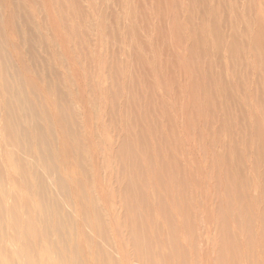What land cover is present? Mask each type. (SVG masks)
<instances>
[{
    "label": "bare ground",
    "instance_id": "6f19581e",
    "mask_svg": "<svg viewBox=\"0 0 264 264\" xmlns=\"http://www.w3.org/2000/svg\"><path fill=\"white\" fill-rule=\"evenodd\" d=\"M6 1L0 0V264H121L116 261L115 250L111 249L113 244H111L110 238L114 232V236L116 233L117 238L121 240L120 236H125V233L121 234L123 229H125L128 239L133 237V242L126 243L123 242V239L121 241L123 243L119 244L120 247L122 246L120 250L122 252L118 253L121 257L119 262H122V264H203L201 262L203 256L201 257L199 252H194L197 245H199L196 243L195 235H197L198 225H201L206 217L203 216L205 212L201 213V208L194 203L193 199L196 198L201 206L207 209H210L213 205L208 204V201L202 198L203 196L198 197L197 195L194 186L200 182L194 181L197 176L194 172L198 173L200 170L197 171V167H195L196 171L190 169L193 163L190 153L187 151L188 146L191 147V144H193L191 135L196 136L200 105L207 107L206 116L209 121L207 120L206 126L208 133L211 137L213 136L214 140H217L213 145L212 142L214 141L209 137L212 140V142L209 141L211 142L209 148L211 147V151L215 150V146L221 149L218 152L219 157L213 159V163H215L210 167V171L204 170L205 175L208 176H206L207 178L211 175L212 179L216 180L215 184L218 190L216 189L214 196H216V200L217 196L219 198V209L221 211H217L219 213L213 221L217 231V234L216 231L214 234L220 240V243H218L225 248L226 254L228 253L225 256L221 252L216 264H264V0H113L114 4L126 7L125 20L127 22L124 23V27L127 29L123 30L124 32L121 30L123 32L121 44L125 50L124 58L121 60L117 56L118 61L113 60L107 66L103 64L102 75H100L103 80H109V84L106 82L107 85L103 87V91L105 92L104 95L107 94V97L111 99L108 101L111 102L108 104L109 106L107 103L105 104L110 107L108 115L109 117L111 115V121L118 122L119 133L121 132L115 146L110 147L107 145L110 147L111 156H114L111 162L117 167V175L119 174L118 176L122 178V180L117 178L119 202L118 209L115 211L116 223H114L115 220L112 221L114 223L112 233L105 220V209L98 204L96 197L94 198V195L91 194L92 199L89 200L91 209L88 210L85 204L87 195L84 192L85 185L83 184H89L92 180L89 179L91 177L88 176L86 178L88 183L84 180L85 183L83 184H81V181L78 182L79 179L73 177V175L70 177L73 184L77 185V191L79 189L80 192L76 198L78 199L77 204L70 203L64 197V194H59L56 189L57 185L60 189L67 184V177L63 176V171H61L63 169L59 170L57 167L56 160H63L65 164L67 159L70 158V152L66 150L56 151L55 146L57 144L55 145L54 140L55 136L60 134L62 144L66 145L65 143H67L68 145L69 140L72 138L70 136H76L79 133L76 127L79 128L80 126H73L75 120L71 121L73 112L71 113L70 109L64 107L62 109L54 106V115L51 114L53 110L50 111L46 107L47 105L40 101V96L38 97L36 88L39 84L30 83L24 76L23 70L26 71L29 66L28 63H26L27 67L23 65L19 51H15L19 61L16 64L20 63L22 69L13 63L16 57H13V59L6 54L8 44L6 43L7 39L4 31L13 30L17 37L15 46L18 47L19 44H22L27 49V52H24L28 53L30 58L35 59L37 63L42 62V56L45 54L38 56L35 53V47L38 48L41 44L39 40L42 35L44 36V33L45 37L48 38L47 34L50 35V32H53L46 25H53L54 23L51 24L54 21L53 17L57 18L58 16L52 14L54 0H32L38 9L43 8L45 10L46 13L43 19L50 22L45 25L47 30L44 29L42 35L37 34V31L40 33L41 31L34 22L28 27L25 25V29L19 28L20 21L17 17H20L26 24L30 23L25 12L28 6L24 7L20 4L21 1L19 3V0H8L9 9L7 10L11 12L12 23L9 22L10 18L6 22V17L2 16V10L7 5ZM59 1L60 7L63 8V2ZM74 2L77 6L81 3L77 0ZM106 2L109 4L110 0ZM183 4L186 6L187 11L185 26L180 23ZM170 7L173 8V12L178 19L174 27L172 25L173 28L168 27L169 23L167 26L165 24L166 15L172 11ZM58 8L56 6L57 10L60 9ZM94 8L96 7L94 6ZM109 9L111 8L109 7ZM153 10L157 13V20L154 19L156 22H153V19L150 18V13ZM61 13L60 15H62ZM96 15L98 16V14ZM115 18L119 19L117 15H115ZM38 24L40 25L39 22ZM60 28L52 36L53 41H57L56 36H61L63 27ZM110 29L113 30L114 28L110 27ZM110 29L109 31H111ZM79 30L81 31V28ZM185 32H188L189 36L187 45L185 43L187 40L185 39ZM99 33L102 34L101 31ZM173 34H177L176 40H178L179 45L184 43L186 46L184 51L181 49L180 52L176 47L178 43L173 38ZM146 36H148V40L145 39ZM66 37L69 38L70 36ZM82 37L83 34L79 39ZM46 38H42L47 41L45 42L46 47L41 45L42 47L39 48H43L44 53H47V48H51L56 55H60V52L54 48V42H50ZM103 42L102 40L101 43L104 45ZM105 43H107L106 39ZM73 45L75 46V43ZM122 50L119 51L122 53ZM91 52L92 50L90 54ZM114 52L116 55L117 51ZM104 54H106V51ZM39 57H42V60ZM86 61H89V58ZM57 64L59 65V63ZM253 68L256 70L254 77ZM37 69H35L36 72ZM91 72L90 74H92ZM44 77V81L49 78ZM68 80L67 83H69ZM50 81L48 80V85ZM53 83L51 84L53 85ZM57 88L59 89L58 86ZM96 88L99 89L100 87ZM90 89H92L91 86ZM142 89L144 91H141ZM49 91L53 92L50 85ZM72 91L71 88V91L68 92L71 93ZM102 94L100 92V95ZM247 94L254 98L255 104L260 109L259 114L256 113L259 115L258 117L256 114L250 115L254 113L252 112L253 109L250 111L249 108H243L244 106H242L243 100L247 101ZM52 96L55 95L52 94ZM100 97L102 98L103 95ZM200 97L203 100H200ZM58 98L61 99L60 95H58L57 100ZM92 98L96 97L93 96ZM52 99L54 100V98ZM167 100L172 101L171 108ZM62 101L65 104L70 102L68 99H66L68 102ZM201 101L203 102L200 103ZM88 108L95 110L92 103ZM185 111L189 115V124L184 125L187 132L186 148H184V143L181 140L180 134L182 132H179V122H177V118L180 116L179 113ZM219 112L221 115H218ZM79 116L81 115L79 114ZM85 117V120H87V116ZM111 123L113 124V122H108L110 125ZM86 127L88 126L86 125ZM191 130H193V133ZM89 131L93 132L92 130ZM189 132H191L190 136H188ZM201 136L200 134L197 136L199 140H202ZM222 137H224V140ZM106 138L108 139V137ZM77 139L79 140V138ZM202 142H205V140ZM201 147L204 148V145H201ZM198 149L200 150L199 147ZM204 153L206 154V151ZM245 153L248 156H245ZM245 158L250 159L246 160ZM247 161L249 162L247 163ZM77 168L83 169L82 165ZM66 175L69 176L70 174L66 173ZM54 176L56 179H52ZM49 177H51V180H49ZM248 177L251 178L255 187L256 193L254 196L247 193L248 186L251 185ZM118 180L121 182L118 183ZM209 180L211 179L209 178ZM55 182L56 186L54 187ZM79 183L81 186H79ZM89 186L87 185V187ZM221 186H223V189ZM251 189L254 188L251 187ZM198 190H200V187ZM77 191L76 194H78ZM205 197L207 196L205 195ZM90 210L92 214L89 213ZM180 233L183 235L182 238H180ZM207 240L210 244L211 240L208 237ZM129 245L133 251L130 250ZM83 247L87 249L88 258L91 257L89 260L87 256L85 257L86 253L84 254ZM213 249L215 250V248ZM212 255L211 258H213ZM224 256L225 258H223ZM95 261L96 263H94Z\"/></svg>",
    "mask_w": 264,
    "mask_h": 264
},
{
    "label": "rangeland",
    "instance_id": "374dc122",
    "mask_svg": "<svg viewBox=\"0 0 264 264\" xmlns=\"http://www.w3.org/2000/svg\"><path fill=\"white\" fill-rule=\"evenodd\" d=\"M20 1H21V3H20ZM59 0H54V9H53V12H52V14L54 13L55 14V16H57V18L55 19L54 17H53V20L54 21H52V20H49V21H52L51 22V24H53V25H49L48 23H50V22H47L48 20H46L45 21V19H43V16H44V14L46 13L45 12V10L43 9V8H37V5L35 4V3H33V1L32 0H19V3L21 4V5H23L24 7H26V5L28 6L26 9H25V12H26V14H27V17H28V19H29V21H30V23H28V24H26V23H24L23 22V20L20 18V17H17L18 18V20L20 21V25H19V28L20 27H22V28H24L25 29V25H27L26 27H28L29 25H32V22H34L35 24H36V26H38L39 27V30L41 31V33L39 32V31H37V34H43L44 33V31L45 30H47L46 28H45V25L46 24H48V25H46L47 26V28H50V29H52L53 30V32L51 31L50 32V35L49 34H47V37L48 38H46L45 37V33H44V36L42 35V38H46V39H48L50 42H52L53 40L51 39L52 38V36L57 32V30H58V28L59 27H63V30L61 29V38L59 37V35L58 36H56L57 38V41H59V42H57L56 40L55 41H53L54 42V44H55V46H54V48L58 51V52H60L59 54L60 55H56L55 53H54V51L51 49V48H47V53H44L43 52V48H39V47H42L41 45H43V46H45L46 47V44H45V42H47L46 40H44V39H40L39 41H41L40 43V45H39V47L37 48V47H35V53H37V55L38 56H42L43 54H45V55H43L42 57H43V60H42V57H39V58H41L40 60H42V62H36L35 61V59H32V58H30V56L28 55V53H26L27 52V49H25V47L24 46H22V44H19V46L18 47H16L15 46V42H17V37H16V34H14V32H13V30H6V31H4V35H5V37H6V39L8 40H6V43L8 44V45H10L9 47H8V45H7V50H6V54L8 55V56H11L12 58L14 57H16L14 60H13V63L15 64V65H18L21 69H22V67H21V64L20 63H17L16 64V62L18 61L17 60V55H16V52L15 51H19V53H20V55H21V57H22V63H23V65H25L26 67H27V65L29 66V67H27V70L26 71H24L23 70V72H24V76L26 77V79L30 82V83H33V84H39V85H37V87L38 88H36V90H37V94H38V97H39V99H41L40 101L43 103V104H46L47 106V108L48 109H50V111H52L51 112V114L53 113V115H54V106H57V107H61L62 109H63V107L64 108H66V109H70L69 111H71V113H72V117H71V121L73 122L74 120V122H73V124H75V125H73V126H80L79 128L78 127H76L77 129H78V131H79V133H77L76 134V136H73V135H71L70 137H72L70 140H69V143H68V145H67V143H65L66 145H63L62 144V141H61V138H62V136L60 135H57V136H55V148H56V151L57 150H59L60 152L61 151H63V150H66L67 152L69 151L70 153V158H68L67 159V162L64 164V162H63V160H60V159H57L56 160V164H57V167L59 168V170H61V169H63V170H61V171H63L62 172V174H63V176H65V178H66V183L67 184H65V185H67L66 187H65V185L64 186H62L60 189H59V186L57 185V190H58V193L59 194H64V197H66L67 198V200L68 201H70V203H76L77 204V200L78 199H76L77 197H78V195L80 194V192H79V189H78V191H77V185H75V184H73V182H72V179L70 178V177H72V175H73V177H76L77 179H79L78 180V182L79 181H81L82 183L81 184H83V183H85L84 182V180H86V178L89 176V177H91V178H89V179H92L91 180V182H89V184H83V185H85V187H84V192H85V194L87 195V198H86V200H85V204L87 205V207H88V210L89 209H91V203L89 202V200L91 201V199H92V197H91V194H93L94 195V198L96 197V199H97V202H98V204L100 205V206H102L104 209H105V215H106V217H105V220H106V223H107V225H108V227H109V229H110V232L112 233V229H114L113 227H114V223H116V209H118V202H119V200H118V194H117V178H119L120 180H122V178L120 177V176H118L117 175V167L115 166V164H113L111 161H112V157H114L113 155L111 156V152H110V150H109V148L111 147V146H115L116 144H117V140H118V136H121V132L119 133V131H120V128H118L119 127V124H118V122L116 123V121L114 120V121H111L112 120V118H111V115H110V117H109V111L108 110H110V107H108L109 105V103L111 102V101H108V100H111L109 97H107L108 95L106 94V95H104V91H103V87L104 86H106L107 85V83L109 84V80L108 81H106V80H103V77L102 76H100V75H102V73H101V71H102V65L103 64H105V66H107L108 65V63H109V65L111 64V62L113 61V60H117L118 61V57H119V59H123L124 57H123V55H124V49H123V45L121 44V42H122V35H123V30H126L127 28H125L124 26H125V22H127L126 20H125V17H126V14H127V10L125 9L126 7H123V6H119V5H117L116 3L114 4V1L113 0H110V3L108 4V2H106L107 0H92V1H90V0H77L79 3H80V5L78 4V6L77 5H75V3L76 2H74V1H76V0H61L62 2H63V8H61L60 7V5H59V3H60V1L58 2ZM72 2H73V4H72ZM97 2V3H96ZM8 3V0L6 1V4ZM27 3V4H26ZM58 3V4H57ZM70 3V4H69ZM93 3V4H92ZM31 4V5H30ZM57 4V5H56ZM72 4V6H70L69 7V5H71ZM97 4H98V6H97ZM8 5L9 4H7L4 8H3V10H2V16L4 17H6V22H7V20L9 19V22H11L12 23V21H11V12H9L7 9H9V7H8ZM87 5V6H86ZM113 5V6H112ZM56 6H57V8L59 9V10H57L56 9ZM77 8H76V7ZM83 6H84V8H83ZM94 6L96 7V8H94ZM100 6V7H99ZM105 6V7H104ZM115 6V7H114ZM117 6V7H116ZM184 6V7H183ZM44 7V6H43ZM66 7V8H65ZM108 7V8H107ZM109 7L113 10H111V9H109ZM45 8V7H44ZM65 8V9H64ZM67 8H69V9H67ZM75 8V9H74ZM80 8H81V10H80ZM100 8V9H99ZM107 8V9H106ZM171 8V7H170ZM27 9H29L28 11H26ZM31 9H33V10H31ZM46 9V8H45ZM66 10V11H63V10ZM72 10V12H71V10ZM73 9L75 10V12L73 11ZM115 9V10H114ZM122 11H121V10ZM172 9V11H170L171 13H169L168 15H166V20H165V24H166V26L168 25V23H169V25H168V27L169 28H173L174 27V25L176 24V22H177V17L175 16V13L173 12L174 10H173V8H171ZM182 9H183V14H182V18H180V23H183V25L185 26V23H186V19H187V11H186V6L183 4L182 5ZM85 10V11H84ZM90 12H89V11ZM101 10V11H100ZM117 10V11H116ZM126 10V11H125ZM32 11V12H31ZM44 11V12H43ZM79 11V12H78ZM95 11V12H94ZM97 11V12H96ZM100 12V16H99V12ZM120 13H119V12ZM36 12V13H35ZM62 14V15H60V13ZM69 12V13H68ZM106 12V13H105ZM110 12H111V14H110ZM115 12H117V13H115ZM124 12V13H123ZM173 12V13H172ZM185 12V13H184ZM31 14V16H30V14ZM33 13H34V15H33ZM66 13V14H65ZM74 13V14H73ZM154 13H155V15H154ZM78 14V15H77ZM85 14V15H84ZM96 14H98V16L96 15ZM120 16H119V15ZM185 14V15H184ZM7 15V16H6ZM29 15V16H28ZM38 15V16H37ZM82 15V16H81ZM110 15V16H109ZM114 15V16H113ZM115 15H117L118 17H119V19H117V18H115ZM153 15H154V17H153ZM157 15V13L153 10L152 11V13H150V18H152L153 20V22L155 21V20H157L156 19V16ZM35 18H34V17ZM60 16H62V17H60ZM74 16H75V18H74ZM84 16V17H83ZM85 16H86V18H85ZM90 16V17H89ZM104 16H105V18H104ZM2 17V18H3ZM59 17V18H58ZM67 17V18H66ZM76 17H77V20H76ZM38 18H39V20H38ZM62 18H63V20H62ZM73 18V19H72ZM82 18V19H81ZM89 18H91V19H89ZM108 18V19H107ZM110 18V19H109ZM170 18V19H169ZM61 19V20H60ZM67 19H69V20H67ZM80 19V20H79ZM92 19H93V21H92ZM97 19V20H96ZM155 19V20H154ZM172 19V21H170ZM182 19V20H181ZM56 20V21H55ZM67 22H66V21ZM73 20H74V22H73ZM82 20H84V21H82ZM86 20V21H85ZM124 20V21H123ZM173 20H174V22H173ZM185 20V21H184ZM40 23V25L38 24V22ZM64 21V22H63ZM79 23H78V22ZM88 21H89V24H88ZM91 21H92V23H91ZM96 21V22H95ZM106 21V22H105ZM109 21V22H108ZM44 22V23H43ZM58 24H57V23ZM61 22V23H60ZM98 22H100L99 23V26H98ZM105 22V23H104ZM120 22V23H119ZM122 22V23H121ZM156 22V21H155ZM78 23V24H77ZM111 23H113V24H111ZM114 23H115V25H114ZM172 23V24H171ZM42 24V25H41ZM62 24V25H61ZM80 24V25H79ZM101 24V25H100ZM104 24V25H103ZM106 24V25H105ZM110 24V25H109ZM22 25V26H21ZM70 25V26H69ZM85 25H87V26H85ZM92 25H94V26H92ZM108 25V26H107ZM172 25H173V27H172ZM41 26V27H40ZM66 28H65V27ZM69 26V27H68ZM18 27V26H17ZM43 27V28H42ZM54 27H55V29H54ZM72 27V28H71ZM99 27V28H98ZM103 27H104V29H103ZM110 27L113 29V30H111L110 29ZM121 27V28H120ZM124 29H123V28ZM71 28V29H70ZM81 28V31L79 30ZM92 28H94L95 30H96V32H95V30L94 29H92ZM45 29V30H44ZM65 29H66V31H65ZM91 29H92V31H91ZM98 29H100V30H98ZM109 29L111 30V31H109ZM116 29V30H115ZM118 29V30H117ZM69 30V31H68ZM83 30V31H82ZM94 30V31H93ZM123 32H122V31ZM48 31H49V29H48ZM64 31V32H63ZM73 31H75V32H73ZM79 33V34H83V37L82 38H80L79 39V37H81L82 36V34L81 35H79L77 32ZM86 31V32H85ZM99 31H101V33L102 34H100L99 33ZM114 32V33H111L110 34V32ZM116 31V32H115ZM7 32V33H6ZM65 32H67V33H65ZM72 32H73V34H72ZM122 32V33H121ZM47 33H49V32H47ZM51 33H52V35H51ZM85 33V34H84ZM98 33V34H97ZM186 34H185V36L187 37H185V39H187L186 40V45L188 44V40H189V36H188V32H185ZM12 34V35H11ZM76 34V35H75ZM104 34V35H103ZM111 36H110V35ZM118 34V35H117ZM119 34H120V37H119ZM64 35H66V36H70L69 38L68 37H66V36H64ZM87 37H86V36ZM89 35V36H88ZM100 35V36H99ZM79 36V37H78ZM93 36V37H92ZM101 36H103V37H101ZM117 36V37H116ZM41 37V36H40ZM78 39H77V38ZM89 37V38H88ZM101 37V38H100ZM176 37H177V34H173V38L176 40ZM16 38V39H15ZM64 38V39H63ZM76 39V41H74ZM87 39V40H86ZM93 39V40H92ZM105 39H106V42L107 43H105ZM145 39H147L148 40V36H146L145 37ZM152 39V38H151ZM44 42H43V41ZM62 40V41H61ZM81 40V41H80ZM92 42H91V41ZM104 41L103 43H104V45L101 43V41ZM149 40H150V37H149ZM65 41V42H64ZM77 41H79V42H77ZM84 41V42H83ZM90 41V42H89ZM115 42V43H110V42ZM177 41V43H178V45H176V47L179 49V51L181 52L182 50L184 51V49L186 48V46L184 45V43H181V45H179V42H178V40H176ZM11 42V43H10ZM120 42V43H119ZM10 43V44H9ZM61 43V44H60ZM67 43V44H66ZM75 43V46L73 45ZM79 43H81V44H79ZM93 43H95V44H93ZM59 44V45H58ZM65 44V45H64ZM83 44V45H82ZM89 44V45H88ZM111 44V45H110ZM12 45V46H11ZM24 45V44H23ZM80 45V46H79ZM87 45V46H86ZM91 45V46H90ZM103 45V46H102ZM105 45H107V46H105ZM111 47H110V46ZM115 46L114 48H113V46ZM60 46V47H59ZM79 46V47H78ZM86 46V47H85ZM90 46V47H89ZM94 46V47H93ZM117 46V47H116ZM182 46V47H181ZM78 47V48H77ZM81 47V48H80ZM89 47V48H88ZM93 47V48H92ZM105 47V48H104ZM13 48V49H12ZM22 48V49H21ZM68 48H69V50H68ZM76 48H77V50L79 49V51L81 52H79V51H77L76 50ZM83 48H84V50H83ZM117 48V49H116ZM9 49H11V50H9ZM25 49V50H24ZM39 49V50H38ZM94 49V50H93ZM102 49V50H101ZM106 49V50H105ZM109 49V50H108ZM113 49V50H112ZM116 49V50H115ZM123 49V50H122ZM176 49V48H175ZM182 49V50H181ZM62 50V51H61ZM81 50H83V51H81ZM92 50V52H91V54H90V51ZM106 51V54H104L105 53V51ZM119 50H122V53H121V51H119ZM12 51V52H11ZM24 51H26V52H24ZM37 51H39V52H37ZM42 51V52H41ZM69 51H73V52H69ZM87 51V52H86ZM94 51V52H93ZM110 51H112V52H110ZM114 51H117L116 52V55H115V52ZM176 51H177V49H176ZM50 52V53H49ZM62 52V53H61ZM84 54H83V53ZM86 52V53H85ZM104 52V53H103ZM108 52V53H107ZM12 53V54H11ZM25 53V54H24ZM81 54V55H83V56H80L79 54ZM118 53H120L119 55H118ZM24 54V55H23ZM65 54V55H64ZM73 54H75L74 56H71V55H73ZM88 54V55H87ZM108 54V55H107ZM27 55V56H26ZM84 55H85V57H84ZM107 55V56H106ZM120 55H121V58H120ZM50 56V57H49ZM118 56V57H117ZM60 57H62V58H60ZM73 57V58H72ZM75 57V58H74ZM80 57H84V58H80ZM107 57V58H106ZM115 57V58H114ZM30 58V59H29ZM44 58H45V60H44ZM53 58V59H52ZM69 58H71L72 60H70ZM81 59V60H79V59ZM88 58H89V61H86V60H88ZM91 58H93L94 60H92ZM106 58V59H105ZM108 58H109V60H108ZM29 59V60H28ZM57 59V60H56ZM62 59V60H61ZM67 59V60H66ZM86 59V60H85ZM102 59H103V61H102ZM48 60V61H47ZM70 60V61H69ZM78 60L80 61V63H84V64H80L79 62H78ZM91 60V61H90ZM100 60V61H99ZM32 61H33V63L35 64V66H34V64L32 63ZM51 61H52V63H51ZM56 61V62H55ZM59 61V62H58ZM84 61V62H83ZM19 62V61H18ZM44 62V63H43ZM75 64H74V63ZM87 62V63H86ZM89 62V63H88ZM100 62V63H99ZM26 63H28L27 65H26ZM29 63H31V64H29ZM42 63V64H41ZM57 63H59V65L56 64ZM76 63H77V65H76ZM39 64V65H38ZM52 64V65H51ZM62 64H64V65H62ZM71 64V65H70ZM82 65V66H80V65ZM88 66H87V65ZM46 65V66H45ZM55 67H54V66ZM90 65V66H89ZM100 67H99V66ZM18 66H16V68H18ZM49 68H48V67ZM52 66V67H51ZM58 66V67H57ZM74 66H78V67H74ZM80 66V67H79ZM53 67L55 68L54 70H53ZM86 67V68H85ZM90 67V68H89ZM37 69V72H36V70L35 69ZM43 68V69H42ZM46 68V69H45ZM48 68V69H47ZM58 68H60V69H58ZM71 70H70V69ZM73 68V69H72ZM75 68H77V69H79V70H77V69H75ZM30 69V70H29ZM85 69V70H84ZM100 69V70H99ZM254 69V68H253ZM252 69V70H253ZM48 70H50V71H48ZM52 70V71H51ZM57 70V71H56ZM74 70V71H73ZM83 72H82V71ZM87 70V71H86ZM121 70H123L122 68H121ZM45 71V72H44ZM54 71V72H53ZM70 71H73V72H70ZM79 71V72H78ZM86 71V72H85ZM92 71V72H91ZM100 71V72H99ZM42 72V73H41ZM53 72V75H54V77H53V75L51 74ZM56 72V73H55ZM71 74H69V73ZM76 72V73H75ZM90 72L92 73V74H90ZM27 73V74H26ZM39 73V74H38ZM44 73V74H43ZM46 73V74H45ZM73 73H74V76H73ZM80 73V74H79ZM83 73V74H82ZM84 73H86V74H88V75H86V74H84ZM255 73H256V70L254 69L253 70V77L255 76ZM28 74H30V75H28ZM42 74V75H41ZM48 74H49V76H48ZM57 74V75H56ZM90 74V75H89ZM37 75H38V78H37ZM46 76V78H48V79H46V81H44L45 80V77L44 76ZM50 75H51V79H50ZM59 75V76H58ZM62 75V77H60ZM67 75V76H66ZM81 75H83V76H81ZM93 75V76H92ZM28 76V77H27ZM42 76H43V78H42ZM86 76V77H85ZM33 77V78H32ZM58 77V78H57ZM68 77V78H67ZM74 77H75V79H74ZM77 77V78H76ZM92 77H93V79H92ZM101 79V81H100V79ZM35 78V79H34ZM40 78H42V79H40ZM56 80H55V79ZM67 78V79H66ZM84 78V79H83ZM90 78V79H89ZM37 79V80H36ZM57 79H59V80H57ZM66 79V80H65ZM69 79V80H68ZM73 81H72V80ZM38 80H39V82H38ZM41 80H43V81H41ZM48 80L50 81V83H49V85H50V87L52 88V93H51V91H49V85H48ZM52 80H54V81H52ZM67 80H68V82L69 83H67ZM74 80L76 81L75 83H74ZM78 80H80V81H78ZM95 80H97L96 82H94ZM56 81H58V82H56ZM72 81V82H71ZM84 81V82H83ZM87 81H89V82H87ZM56 83L55 85H54V83ZM60 82V83H59ZM71 82V83H70ZM78 82V84H76ZM87 82V83H86ZM90 82H92V83H90ZM101 82V83H100ZM103 82V83H102ZM107 82V83H106ZM46 83V84H45ZM51 83H53V85L55 86H53ZM57 83H59V84H57ZM64 83V84H63ZM85 84V86H84V84ZM66 84V85H65ZM72 84V85H71ZM74 84V85H73ZM83 85V87H82V85ZM95 84H96V86H95ZM78 85V86H77ZM87 85V86H86ZM93 85V86H92ZM102 85V86H101ZM40 86V87H39ZM53 86V87H52ZM57 86L59 87V89L57 88ZM64 86V87H63ZM77 86V87H76ZM80 86V87H79ZM90 86H91V88L92 89H90ZM67 87L69 88L68 90H67ZM75 89H74V88ZM83 89H82V88ZM96 87H100L99 89H97ZM71 88H72V90L74 91H72L71 93H73V94H71V93H69L68 91H71ZM86 88H87V90H86ZM89 88V89H88ZM78 89V91H76ZM82 89V90H81ZM101 89V90H100ZM47 90V91H46ZM59 90V91H58ZM91 90V91H90ZM94 90V91H93ZM96 90V91H95ZM98 90H100V91H98ZM39 91V92H38ZM84 91H86V92H84ZM90 91V92H89ZM141 91H144L143 89L141 90ZM42 92V93H41ZM47 92V93H46ZM64 92H66V93H64ZM100 92H101V94L103 95V97L101 98L100 96H102V95H100ZM43 93H45V94H43ZM49 93V94H48ZM77 93V94H76ZM93 93H95V94H93ZM47 94V95H46ZM52 94L53 95H55V96H52ZM67 94V95H66ZM87 94V95H86ZM92 94V95H91ZM96 94H98V95H96ZM45 95V96H44ZM58 95H60V97H61V99L60 98H58V100H57V97H58ZM249 95H250V93H249ZM248 94H247V101H249V102H247V101H245V100H243L244 101V103L245 104H247V105H245L243 102H242V106H244L243 108H249V110L251 111L252 109V112H254V113H252V112H250V113H252V114H250L251 116L252 115H254V114H256L257 112H258V114H259V110L260 109H258L259 107H258V105L257 104H255V100H254V98L253 97H250ZM48 96V97H47ZM81 96V97H80ZM93 96H95L96 98H92ZM104 96H106L105 98H104ZM43 97V98H42ZM46 97V98H45ZM80 97V98H79ZM84 97V98H83ZM250 97V98H249ZM52 98H54V100L52 99ZM84 99V101H83V99ZM107 98V99H106ZM243 98V97H242ZM66 99H68V100H70V102H71V104H69V103H67V104H65V102H63L62 100H64V101H66ZM95 99V101H93ZM106 101H105V100ZM48 100V101H47ZM61 100V101H60ZM78 102H77V101ZM85 100H86V102H85ZM200 100H203V98L202 97H200ZM252 100H253V102H252ZM50 101V102H49ZM82 101L84 102L83 103V105H82ZM97 101V102H96ZM105 101V102H104ZM168 102L167 103H169V105L170 104H172L173 105V103H172V101H170V100H167ZM66 102H68V101H66ZM80 102V103H79ZM203 101H201L200 103H202ZM91 103H92V107H93V109H95V110H92V108H88V107H90L91 106ZM98 103H100V104H98ZM105 103H107V105L105 104ZM248 103H250V104H248ZM252 103V104H251ZM254 103V104H253ZM51 104V105H50ZM77 104H79V105H77ZM88 106L87 108H86V106ZM95 104V105H94ZM101 104H102V106H101ZM103 104H104V106H103ZM49 105V106H48ZM82 105V106H81ZM90 105V106H89ZM172 105H170V108H171V106ZM250 105V106H249ZM252 105V106H251ZM72 106V107H71ZM77 106H78V108H77ZM79 106H81V107H79ZM107 106V107H106ZM241 106V105H240ZM255 106V107H254ZM71 107V108H70ZM251 107V108H250ZM52 108V109H51ZM84 108H86V109H84ZM109 108V109H108ZM200 113H198L200 116H198V122L199 123H197V128H196V136H192L191 135V132L193 133V130H191V132H189L188 133V136H190L191 135V137H193V144H191V147L190 146H188V148H187V151L190 153L189 155H190V157H191V161H192V163H193V166L190 168V169H194L193 171H196V169H195V167H197V171L198 170H200V171H198V173L197 172H194L197 176H196V180H194L195 182H197L198 181V185H199V187H200V190H201V193H200V190H198V185H196V186H194L195 187V189L197 190V195H198V197H200V196H203L202 198L205 200H207L208 201V204H212L213 206L212 207H210V209H207L206 207H202L201 206V204L198 202V200L196 199V198H194L193 199V201H194V203L196 204V205H198L199 206V208H201L200 210H201V213L203 212H205L204 214H203V216L204 217H206V218H204V221L201 223V225H198L199 227L196 229V234L197 235H195V238H196V243L197 244H199V245H197V247H196V249H195V253H198L199 252V254L201 255V257H202V259H201V262L203 263V264H216V262H217V259L219 258V255H220V253L221 252H223L224 254H225V256L228 254H226V250H225V248L223 247V245H220L219 243V241L220 240H218L217 239V235H215L214 233H215V231H216V228H215V225H214V223H213V221L217 218V214L221 211V209H219V198H218V196H217V200H216V196H214L215 195V192H216V189L218 190V187H216V184H215V182H216V180L215 179H212V177H211V175H209L210 177V179L211 180H209V178H207L208 176L207 175H205V171H210V167L212 166V164H214L213 163V159L215 158V157H219V155H218V152L219 151H221V149L219 148V147H217V146H215V150H213V151H211L210 150V148H209V146H210V143L212 142V140L214 141V142H212L213 143V145L217 142V140H214L213 139V136L211 137L210 135H209V131H208V128H207V126H206V122H207V120L209 121V119H208V117L206 116V109H207V107H202L201 105H200ZM205 108V109H204ZM58 109V108H57ZM258 109V110H257ZM81 110V111H80ZM83 110V111H82ZM85 110V111H84ZM89 110V111H88ZM91 110V111H90ZM202 110V111H201ZM95 111V112H94ZM100 111V112H99ZM106 111V112H105ZM39 112L42 114V112H41V110H39ZM57 112V111H56ZM78 112H80V113H78ZM98 112V113H97ZM205 112V113H204ZM249 112V111H248ZM98 115H96V114ZM202 113V114H201ZM79 114L81 115V116H79ZM89 114V115H88ZM107 114V115H106ZM258 114H256V116L258 117L259 115ZM52 115V116H53ZM75 115V116H74ZM104 115V116H103ZM179 117L177 118V122H179L178 124V126H179V132L181 133L180 134V136H181V140H182V142L184 143V148H186V146H185V144H186V141H185V139H186V137H187V132L185 131V126H187V124H189V115L186 113V111L184 112V113H179ZM182 115V116H181ZM186 115V116H185ZM218 115H221V113L219 112L218 113ZM84 116V117H83ZM85 116H87V120H85L86 119V117ZM100 116H102V117H100ZM250 116V117H251ZM90 117V118H89ZM94 117V118H93ZM104 117V118H103ZM106 117V118H105ZM183 117V118H182ZM93 118V119H92ZM180 118V119H179ZM73 119V120H72ZM84 120V121H82V120ZM188 119V120H187ZM204 119V120H203ZM77 120V121H76ZM95 120H97V122H95ZM110 120V121H109ZM185 120V121H184ZM206 120V121H205ZM104 121V122H103ZM182 123H181V122ZM185 123H184V122ZM212 121V120H211ZM77 124H76V123ZM88 122V123H87ZM108 122L110 123V122H113V124L111 123V125L110 124H108ZM202 122V123H201ZM84 123V124H83ZM97 123V124H96ZM99 123V124H98ZM104 123V124H103ZM182 125H181V124ZM184 123V124H183ZM108 124V125H107ZM116 124H118V125H116ZM86 125L88 126V127H86ZM104 125V126H103ZM113 125V126H112ZM181 125V126H180ZM185 125V126H184ZM206 127H205V126ZM99 126V127H98ZM111 126H112V129H111ZM184 128H183V127ZM85 127V128H84ZM90 127H92V128H90ZM95 127H96V129H95ZM182 127V128H181ZM98 128V129H97ZM117 130H115V129ZM181 128V129H180ZM206 128V129H205ZM92 130L93 132H91V131H89V130ZM105 129V130H104ZM108 129V130H107ZM110 129V130H109ZM203 129V130H202ZM96 130V131H95ZM183 130V131H182ZM200 130V131H199ZM86 131V132H85ZM101 131V132H100ZM108 131V132H107ZM113 131V133H111ZM89 132V133H88ZM99 132V133H98ZM114 132H116V133H114ZM184 132V133H183ZM88 134V135H87ZM120 134V135H119ZM198 134V135H197ZM199 134L200 135H202L201 137V139L202 140H199V138L197 137V136H199ZM204 134V135H203ZM80 135V136H79ZM103 135V136H102ZM108 137V139L105 137ZM183 135H185L184 137H182ZM208 135V137H206ZM99 136V137H98ZM60 137V138H59ZM75 137H77V138H79V140L77 139V138H75ZM116 137H117V139H116ZM190 137V138H191ZM204 137H206V138H204ZM212 138V140L210 139V138ZM58 138H59V140H58ZM82 138H84V139H82ZM99 138V139H98ZM111 138V139H110ZM217 138V137H216ZM73 139H75V141H73ZM103 139H104V141H103ZM195 139V140H194ZM208 139V140H207ZM222 139L224 140V137H222ZM58 140V141H57ZM97 140H99V141H97ZM192 140V139H191ZM196 140H197V142H198V144H197V142H196ZM205 140V142H202V141H204ZM211 140V142H209ZM57 141V142H56ZM88 143H86V142ZM79 142V143H78ZM81 142V143H80ZM98 142V143H97ZM84 143V144H83ZM196 143V144H195ZM208 143H209V145H208ZM63 146H62V145ZM88 146H87V145ZM94 144V145H93ZM60 145V146H59ZM107 145H109L110 147H108ZM187 145V144H186ZM193 145V146H192ZM201 145H204V148H202L201 147ZM85 146V147H84ZM61 147V148H60ZM70 147V148H69ZM77 147V148H76ZM198 147L200 148V150L198 149ZM57 148H59V149H57ZM73 148V149H72ZM86 148V149H85ZM89 148V149H88ZM190 148V149H189ZM81 149V150H80ZM96 149V150H95ZM192 149V150H191ZM75 150V151H74ZM79 150V151H78ZM89 150V151H88ZM97 150H98V152H97ZM109 150V151H108ZM186 150V149H185ZM196 150V151H195ZM199 150V151H198ZM217 150V151H216ZM58 151V152H59ZM83 151V152H82ZM86 153H85V152ZM105 151V152H104ZM206 151V154L204 153ZM215 151V153H213ZM79 152V153H78ZM108 152H109V157H110V159H109V157H108ZM192 152V153H191ZM246 152V151H245ZM85 155H84V154ZM203 153V154H202ZM77 154V155H76ZM83 156H82V155ZM105 154V155H104ZM202 154V155H201ZM206 156H205V155ZM79 155H80V157H79ZM192 155V156H191ZM88 156V157H87ZM102 156V157H101ZM211 156V157H210ZM245 156H248V155H246V153H245ZM77 158V159H74V158ZM85 157H87V158H85ZM205 158V159H202V158ZM210 157V158H209ZM72 158V159H71ZM80 158V159H79ZM108 158V159H107ZM201 158V159H200ZM97 159H99V160H97ZM246 160H249L250 158H245ZM71 160H73V161H71ZM76 160V161H75ZM82 160V161H81ZM60 161V162H59ZM71 161V162H70ZM84 161V162H83ZM91 162V164H89V162ZM196 161V162H195ZM86 162V163H85ZM101 162V163H100ZM249 161H247V163H248ZM67 163H68V165H67ZM79 163V164H78ZM97 163H99V164H97ZM198 163H199V165H198ZM201 163V164H200ZM208 165H207V164ZM211 163V164H210ZM64 164V165H63ZM88 164V165H87ZM195 164V165H194ZM205 164H206V166H205ZM59 165H61L60 167H59ZM63 165V166H62ZM72 165H75L74 167L72 166ZM81 165H82V167H83V169L81 170L80 168H77V167H81ZM94 165V166H93ZM111 165V166H110ZM196 165H198V166H196ZM203 165V166H202ZM210 165V166H209ZM98 166V167H97ZM71 167H72V169H71ZM90 169H92V170H90ZM65 170H67V171H65ZM78 170H79V172H78ZM85 172H84V171ZM192 170H190V171H192ZM205 170V171H204ZM82 171V172H81ZM91 171V172H90ZM101 173H100V172ZM202 171V172H201ZM103 172V173H102ZM66 173H68V174H70L69 176H67L66 175ZM82 174V175H80V174ZM65 174V175H64ZM84 174V175H83ZM95 174V175H94ZM99 174V175H98ZM201 174V175H200ZM210 174V173H209ZM246 174H247V176H248V173L246 172ZM250 175V174H249ZM59 176V175H58ZM81 176V177H80ZM83 176V177H82ZM96 176V177H95ZM98 176H99V178H98ZM101 176V177H100ZM203 176V177H202ZM207 176V177H206ZM204 177H206V178H204ZM250 177H251V175H250ZM250 177H248L249 178V180H250V182H249V184L251 183V185H249L248 186V190H247V193H250L251 194V196H254V194L256 193V191H255V187L253 186V182H252V180H251V178ZM57 178H59V177H57ZM71 180H70V179ZM82 178V179H81ZM85 178V179H84ZM52 179H56V177L54 176ZM69 179V180H68ZM97 179H99V180H97ZM198 179V180H197ZM49 180H51V177H49ZM88 180V179H87ZM86 180V181H87ZM102 180V181H101ZM213 180V181H212ZM59 182V181H58ZM121 181H119L118 180V183H120ZM213 184H212V183ZM87 183H88V181H87ZM94 183V184H93ZM194 183V182H193ZM72 184V185H71ZM81 184L79 183V186H81ZM75 185V186H74ZM87 185H90L89 187H87ZM56 186V182L54 183V187ZM111 186V187H110ZM214 186V187H213ZM252 188H254V189H251V187ZM98 187V188H97ZM100 187V188H99ZM202 187V188H201ZM65 188H66V190H65ZM69 188V189H68ZM88 188V189H87ZM215 188V189H214ZM221 188L223 189V186H221ZM76 189V190H75ZM87 189V190H86ZM98 189V190H97ZM107 189V190H106ZM208 189H210V190H208ZM213 189H214V191H213ZM251 189V190H250ZM74 190H75V192H74ZM89 190V191H88ZM104 190H106V191H104ZM206 190V191H205ZM208 190V191H207ZM76 191H77V193L78 194H76ZM90 191H91V193H90ZM97 191V192H96ZM205 191V192H204ZM67 192V193H66ZM204 192V193H203ZM211 192V193H210ZM70 193V194H69ZM106 193V194H105ZM110 193V194H109ZM209 193V194H208ZM67 194V195H66ZM212 194V195H211ZM75 195V196H74ZM77 195V196H76ZM107 195V196H106ZM205 195L207 196V197H205ZM208 195H209V197L211 198H209L208 197ZM72 196H73V198H72ZM90 196V197H89ZM99 196V197H98ZM109 196V197H108ZM214 198H213V197ZM107 199H106V198ZM71 198V199H70ZM116 198V199H115ZM115 199V200H114ZM74 201V202H72V201ZM88 200V201H87ZM99 200V201H98ZM211 200V201H210ZM115 201V202H114ZM196 201V202H195ZM103 202V203H102ZM112 202H114V203H112ZM117 202V203H116ZM214 202V203H213ZM216 202V203H215ZM197 203H199V204H197ZM115 204H116V206H115ZM108 207V208H107ZM106 209H108V210H106ZM206 210V211H205ZM217 211H219V212H217ZM214 212V213H213ZM89 213L90 214H92V212H91V210L89 211ZM108 214V215H107ZM212 214V215H211ZM210 217H208V216ZM91 216V215H90ZM111 216V217H110ZM215 216V217H214ZM219 216V215H218ZM111 220H110V219ZM109 219V220H108ZM210 219V220H209ZM212 219V220H211ZM114 220H115V222H114ZM114 223H113V222ZM208 221V222H207ZM108 222H110V223H108ZM112 222V223H111ZM207 222V223H206ZM209 223H210V225H209ZM230 225H231V223H230ZM201 226V227H200ZM206 226V227H205ZM213 227H214V230H213ZM235 229H237V228H235ZM208 230V231H207ZM122 233H125L124 235L126 236H120V238H121V240L119 239V238H117V235H116V233H115V236H114V232H113V234H111L112 236H111V238H110V240L112 241V243L111 244H113V247H112V245H111V249L114 251L115 250V257H116V261H118V263H121L122 264V262H119V261H121L120 259H121V257H120V255H118V253H121L122 251H120L122 248V246L120 247V245L119 244H122L123 242H126V243H129V241L130 242H133V237L132 238H130V239H128L127 238V234H126V231H125V229H123V232L121 231V234ZM200 233V234H199ZM209 234V236H208V234ZM211 233H212V235H211ZM183 234H185V233H183ZM216 234H217V231H216ZM180 238H182V233H180ZM211 235V236H210ZM214 238H213V237ZM115 237V238H114ZM163 237H164V235H163ZM194 237V236H193ZM207 237L211 240V243L209 244L207 241ZM191 238V237H190ZM124 239V240H123ZM123 240V242H121ZM192 240V239H191ZM213 240V241H212ZM216 240V241H215ZM128 241V242H127ZM219 242V243H218ZM215 244H216V246H215ZM131 245V244H130ZM129 245V246H130ZM117 246H118V250H117ZM219 246V247H218ZM220 246H222V247H220ZM120 248V249H119ZM130 248V250L132 249V247L130 246L129 247ZM213 248H215V250L213 249ZM198 249V250H197ZM200 249V250H199ZM83 251H84V254H85V257L87 256V258H88V254H87V249L85 248V247H83ZM132 251H133V249H132ZM211 251V253H209ZM117 252V253H116ZM133 253V252H132ZM199 254H198V256H199ZM213 254V255H212ZM211 255H212V257L213 258H211ZM225 256L223 257V258H225ZM120 257V258H119ZM91 257H89L88 258V260L90 259ZM101 258V257H100ZM87 260V261H88ZM208 261V262H207ZM213 261V262H212ZM94 263H96V261L94 262ZM106 264V263H105ZM124 264V263H123Z\"/></svg>",
    "mask_w": 264,
    "mask_h": 264
}]
</instances>
